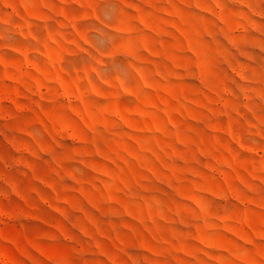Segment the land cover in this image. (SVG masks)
<instances>
[{
    "label": "rangeland",
    "instance_id": "rangeland-1",
    "mask_svg": "<svg viewBox=\"0 0 264 264\" xmlns=\"http://www.w3.org/2000/svg\"><path fill=\"white\" fill-rule=\"evenodd\" d=\"M0 264H264V0H0Z\"/></svg>",
    "mask_w": 264,
    "mask_h": 264
}]
</instances>
